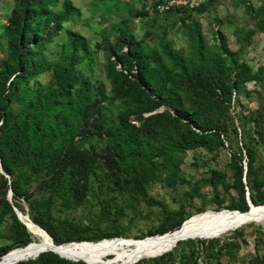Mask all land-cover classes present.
Instances as JSON below:
<instances>
[{"label": "trees", "instance_id": "16d2710c", "mask_svg": "<svg viewBox=\"0 0 264 264\" xmlns=\"http://www.w3.org/2000/svg\"><path fill=\"white\" fill-rule=\"evenodd\" d=\"M10 1V12L2 28L5 52L0 61V166L3 171V175L0 174V217L11 219L12 231L10 244L0 246V257L30 243L24 231L26 227L12 210V206L18 208L17 199L25 201L31 221L55 245L79 247L76 246L79 244L69 243L96 244L118 238L117 232L88 236L87 227L55 220L50 210L54 198L62 197L64 190L70 195L67 197L73 199L83 196L97 169L104 172L111 187L129 190L144 198L149 180L168 163L174 162L171 170L177 172L174 159H179L185 151L193 148L211 151L225 144L222 139L227 118L225 101L234 89L253 82L264 93V70L251 72L239 61L237 51L229 50L220 33L215 35L217 44L213 49H207L199 24L192 18L185 27L190 47L187 58H182L162 40L155 48L147 50L120 28L117 42L105 47L109 96L102 90L92 93L88 79L76 68L87 53V43L81 35L64 31L65 39L60 43L57 59L49 63L44 57V51L62 32L63 25L78 17L80 11L70 0ZM156 3L158 0L151 6ZM146 9L135 17L149 14ZM177 10L185 11L184 8ZM244 12L254 16L258 31L264 37V2L256 10L244 3ZM151 15L162 17L155 12ZM251 34L247 32L244 38L248 39ZM45 73L49 74L50 82L39 86L36 78ZM115 101L118 105L112 119L109 105ZM159 108L164 110L158 111ZM91 139L101 144L99 153L90 144ZM84 144H88V148H84ZM232 157L233 185L219 171H211L207 179L212 189L220 187L227 192L235 188L238 193L234 203L219 211L248 212L251 207L246 193L251 206H264L262 181H252L254 196L246 188L244 193L242 177L248 180L252 174L250 152H246L244 169L240 155ZM4 175L9 177V182ZM30 180L37 182L34 192L26 188ZM7 190L12 204L6 200ZM213 203L220 204L217 196ZM188 218L183 217L182 210L165 213L161 228L141 239L176 232L192 220ZM57 225L70 232L69 235L60 236ZM185 241L176 245L200 244L204 249L205 241ZM149 261L174 264L170 254ZM120 263L125 260L111 262ZM16 264L86 263L47 251Z\"/></svg>", "mask_w": 264, "mask_h": 264}, {"label": "rangeland", "instance_id": "374dc122", "mask_svg": "<svg viewBox=\"0 0 264 264\" xmlns=\"http://www.w3.org/2000/svg\"><path fill=\"white\" fill-rule=\"evenodd\" d=\"M154 1L157 0H70L80 15L63 25L62 32L44 51L45 60L52 63L57 59L60 43L65 39L64 31L78 33L86 40L87 53L76 68L88 79L92 93L102 90L109 96V85L105 77V47L117 42L120 28L147 50L155 48L158 41L162 40L169 43L172 50L182 58H187L190 47L185 27L192 18L199 24L207 49H213L217 44L215 35L220 33L225 37L229 50L237 51L239 61L246 64L251 72L264 70V37L258 31L259 25L254 16L244 12V3L256 10L264 0H193L196 5L180 7L185 9L181 13L177 10L179 7H171L161 18L151 13L135 17L136 13L141 14L146 8H151ZM169 1L158 0V3L167 4ZM10 8V0H0V61L5 52L2 28ZM247 32L252 34L245 39L244 34ZM36 82L39 86L47 85L50 82L49 74H41ZM117 105V101L109 105V116L112 119ZM225 105L227 118L222 138L225 144L215 146L211 151L201 148L185 151L179 159H174L177 172L171 170L174 162L168 163L149 180L145 185L144 198L129 190L121 191L111 187L104 172L97 169L94 178L89 179V188L83 196L79 194L73 199L67 197L70 195L64 190L62 197L54 198L50 208L52 217L57 221L66 220L76 226L87 227L85 234L88 236L117 232L121 238L147 237L149 233L161 228L165 213L182 210L183 217H189L187 220H190L206 213L226 210L238 199L236 189L231 188L227 192L220 187L212 189L207 179L211 171H219L233 185L230 169L232 155H240L244 169L247 151L251 155L252 174L248 180L242 177V184L244 193L246 188L254 196L252 181H262L264 184V93L257 83L246 82L232 91ZM163 110L159 108L158 111ZM90 144L96 153L100 152L102 146L95 139H91ZM84 148H88V144H84ZM4 177L9 182V177ZM36 184L35 180H30L26 185L27 190L34 192ZM8 193L9 190L6 197ZM261 194L264 196V185ZM215 196L220 202L218 206L213 203ZM9 202L12 204L11 193ZM15 203L18 208L13 207L31 220L25 201L17 199ZM57 230L60 236L70 233L59 225ZM231 230L213 239L190 240L205 241L204 249L200 244L194 246L184 241L163 255L170 254L174 264H186L193 260L196 264H264V226L250 223ZM11 231V219L8 216L0 217V246L10 244ZM24 231L31 238L25 228ZM119 259L123 258L108 257L105 263L111 264L113 260ZM150 259H140L132 264H152Z\"/></svg>", "mask_w": 264, "mask_h": 264}, {"label": "bare ground", "instance_id": "6f19581e", "mask_svg": "<svg viewBox=\"0 0 264 264\" xmlns=\"http://www.w3.org/2000/svg\"><path fill=\"white\" fill-rule=\"evenodd\" d=\"M250 207L249 211L245 213L227 210L199 215L181 225L178 231L163 236L141 240L118 238L109 240V242H103L107 240L99 241L97 244L92 242L69 243L79 244L76 245L79 247L68 244H53L51 239L48 238L49 236L29 220L30 218L28 219L26 216L19 214V219L26 227L32 241L26 245L27 247L24 246L9 251L6 256L0 259V264H13L34 257L37 253V245L53 250L66 259H81L87 264H108L105 263L108 257L123 258L125 263L130 264L135 260L156 258L159 255L168 253L179 241L217 238L231 229L250 223L264 226V206L256 207L250 204ZM177 237H183L184 239L178 240Z\"/></svg>", "mask_w": 264, "mask_h": 264}, {"label": "water", "instance_id": "95a60500", "mask_svg": "<svg viewBox=\"0 0 264 264\" xmlns=\"http://www.w3.org/2000/svg\"><path fill=\"white\" fill-rule=\"evenodd\" d=\"M0 174H3V171H2V169H1V166H0ZM9 198H10V193H8V195H7V197H6V200L9 202ZM246 199H247V204H248V206L250 205V201L248 200V197H247V193H246ZM10 203V202H9ZM12 210H13V212H14V214H15V217H16V219L21 223V221H20V219H19V212L12 206ZM236 212H238V211H236ZM22 224V223H21ZM23 225V224H22ZM24 226V225H23ZM44 232V231H43ZM119 238V237H118ZM118 238H112V239H109V240H116V239H118ZM177 239L178 240H183L184 238L183 237H177ZM190 240H193V239H190ZM202 240H208V239H202ZM81 243V242H80ZM36 246V245H35ZM25 247H27V246H25ZM53 247H55V248H57L58 246H53ZM52 252V253H54V254H56V255H58L56 252H54L53 250H50V249H46L45 247H43V246H40V245H37V253L35 254V256L34 257H32V258H29V259H34L35 257H37L38 256V254H40V253H43V252ZM8 254V253H7ZM7 254H5V255H3L2 257H0V259L1 258H3L4 256H6ZM59 257H61L60 255H58ZM159 256H161V255H159ZM61 258H64V257H61ZM66 259V258H65ZM26 260H28V259H25V260H21V261H26ZM67 260H71V261H83V260H81V259H67ZM21 261H19V262H21ZM84 262V261H83ZM18 263V262H17ZM84 263H86V262H84ZM13 264H16V263H13ZM87 264V263H86ZM123 264H128V263H123Z\"/></svg>", "mask_w": 264, "mask_h": 264}, {"label": "built area", "instance_id": "2783aa9c", "mask_svg": "<svg viewBox=\"0 0 264 264\" xmlns=\"http://www.w3.org/2000/svg\"><path fill=\"white\" fill-rule=\"evenodd\" d=\"M195 6L193 0H171L167 4H155L151 8H147L146 10L151 13L155 12L157 15L162 16L164 13H166L171 7H183V6Z\"/></svg>", "mask_w": 264, "mask_h": 264}]
</instances>
